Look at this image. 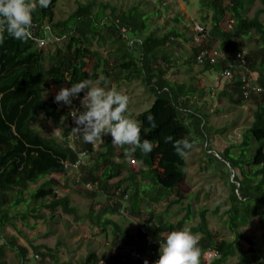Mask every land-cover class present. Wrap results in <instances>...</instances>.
Returning a JSON list of instances; mask_svg holds the SVG:
<instances>
[{"label":"trees","instance_id":"obj_1","mask_svg":"<svg viewBox=\"0 0 264 264\" xmlns=\"http://www.w3.org/2000/svg\"><path fill=\"white\" fill-rule=\"evenodd\" d=\"M257 1L263 7L250 18L248 11ZM57 5L58 0H51L47 8L37 6L29 40L20 42L5 33L3 43H0V232L9 226L19 231L17 221L28 225L31 218L45 220L44 215H39L42 209L52 215L60 210L82 222L78 208L69 196L59 193L64 188L53 177L76 172L73 166L79 162V155L87 153L90 162L80 168L81 182L83 185H97L98 189L90 191L85 188L77 194L97 204L99 198H108L109 203L91 207L85 217L94 236L112 234V249L102 258L91 252L81 264H99L102 259L104 264H145L142 259L123 262L121 255H114L123 253L125 247L141 256L149 253L148 236L141 231L130 234L117 216L123 217L127 204L131 205L128 214L141 220L145 203L148 206L167 203L168 212L173 204L181 205L185 201L187 156L197 142L208 144L210 138L207 117L190 105L202 87L195 84V77L188 84L177 80L179 74L169 50H173L178 45L176 40L182 37L178 31L162 37L154 33L143 39L140 37L150 32L151 25L150 17L138 7L119 9L109 2L89 0L79 3L66 20L55 22ZM202 6V11L206 12L203 20L210 21L212 26L209 38L219 46L209 47V38L201 44L193 42L187 65L201 66L204 74H223L226 63L233 62L238 53H245L252 86L264 89V0H203ZM228 15L235 22L232 32L222 28ZM47 35L53 36L56 43H63L54 53L46 51L50 44L45 48L39 44ZM252 35L256 36L257 48L249 54L244 52L245 45L241 41ZM96 46L111 47L117 59L118 76L107 70V61L99 50H94ZM215 50L224 52L228 60L211 65L207 56L203 64L199 63L198 57L202 53L211 52L212 55ZM101 74L104 76L103 86L115 81L140 82L155 98L151 109L135 119L142 124L141 139L156 144L150 153L144 154L139 149L131 152L130 146H116L110 134L102 135V139L94 144L84 142L82 134L74 129L77 126L73 118L74 114L86 110L83 92L70 106L55 102L60 87H70L71 83L82 80L96 82ZM226 81L229 86L222 96L236 106L251 103L256 108L253 124L243 134L240 144L222 153L208 152L207 155V170L214 169L226 180L230 207L224 212L225 225L234 238L220 240L211 227L210 214L217 216L218 209L214 212L203 209L198 214L199 223L190 227L196 217L192 206L186 207L187 214L183 219L170 226L165 224V214L156 217L148 210L150 219L144 226L149 227L156 240H165V234L181 228L199 234L200 264H228L235 258L238 264H262L254 240L244 236L241 229L255 221L264 228V92L251 93L245 99V85L238 74L234 80ZM150 114L155 119V129L147 121ZM44 121L55 124L63 121V140L43 133L47 127ZM145 128L149 129L146 133ZM169 136L173 138L170 142L166 141ZM182 139L191 144L184 157L177 155L173 147L175 141ZM127 159L139 164L140 168L129 171ZM125 170L129 171V176L123 179ZM33 186L38 188L33 191ZM176 195L179 200H173ZM22 207H26V211ZM153 225L157 227L154 231L151 230ZM244 243L248 249L244 248ZM7 248L17 252L24 261L27 259V250L18 246V239L14 238L0 246V264H8ZM34 250L37 258L41 257L50 264H72L61 261V246L54 249L38 246ZM210 254L217 256L209 260Z\"/></svg>","mask_w":264,"mask_h":264},{"label":"rangeland","instance_id":"obj_2","mask_svg":"<svg viewBox=\"0 0 264 264\" xmlns=\"http://www.w3.org/2000/svg\"><path fill=\"white\" fill-rule=\"evenodd\" d=\"M89 0H58V5L55 10V22L66 20L78 7L79 3L87 2ZM99 2H109L113 6L120 7H138L145 15L150 17L151 29L148 34L141 35L143 39L147 35L154 33L158 37L170 34L174 30L178 31L182 37L177 39L178 45L174 46L173 50H169L174 62L176 63V72L179 76L177 80L180 82L189 83L190 78H197L195 84H199L201 91L193 96L190 105L199 112L203 113L207 117V129L209 133L208 144L197 142L195 148L187 156L188 165V190L186 199L183 204H173L170 211L167 212L166 204L161 205H147L142 206L141 220L136 217H131L128 214L130 204H127V209L124 215L117 216V220H120V224L130 232L132 235H136L142 226L150 219L148 210L153 211L156 217H160L161 214H165V224L170 226L176 224L179 220L183 219L187 214V206H192L193 212L196 217L189 224L195 226L199 223V212L203 209H209L212 212L219 210V214L216 216L213 213L210 214V223L214 231L217 232L220 240H232L234 235L227 229L225 225V215L229 207V190L226 185V180L222 175H218L213 169L208 171V152L209 154L222 153L227 148L238 145L242 141V136L245 131L251 128L254 118L253 112L255 107L251 103H247L244 107H239L233 104L222 93L228 89L229 82L224 74H204L202 73L201 66L187 65L192 47L194 46V26H204L209 31L212 29L210 21L205 22L203 16L206 12L202 11L203 0H97ZM165 6V4H168ZM260 1L255 3V6L249 9L248 16L253 18L256 12L262 9ZM212 16V14L210 15ZM179 20V21H178ZM264 22V15L262 16ZM227 20L224 22V27ZM195 23V24H194ZM50 28V25H48ZM256 36L252 35L251 38L241 41L245 45L244 52L251 53L250 51L257 48L255 41ZM210 39V38H209ZM175 41V40H174ZM46 51L54 53L59 47H62V42H55L50 44ZM217 42L215 40L209 41V47L217 48ZM94 50H99L102 56L107 61V70L112 71L114 76H118L119 70L116 68L117 59L111 51L110 46L99 47L96 46ZM104 76L101 74L96 82H92L94 86L105 87L110 90L116 88L129 97V111L133 119H136L142 112L151 109L154 103V97L151 96L147 90L142 86L140 82L127 83L126 81H118L102 85ZM230 80V79H229ZM232 81V80H230ZM223 83L222 88H219ZM210 90V92H207ZM72 119V114H71ZM45 120V119H44ZM47 123V127L43 133L48 136L63 140V121L62 124H55L53 121H44ZM65 122V120H64ZM62 125V126H60ZM100 143V142H99ZM116 145V144H115ZM99 146V144H98ZM117 146V145H116ZM208 147L211 148L208 151ZM120 153V151H117ZM90 162V159L86 161ZM129 171L138 170L139 164L133 160L127 159L126 161ZM219 167V166H217ZM129 171L125 170L123 179L129 176ZM64 189L59 191L64 196H69L72 203L79 210V215L83 221L79 222L75 217L65 215L62 211H57L55 215L46 209H42L39 215H44L45 220H36L31 218L28 225L23 224L21 221H17L16 225L19 231L15 227L9 226L5 230L0 232V246L7 244L12 239H18V246L27 250V259L24 261L18 253L11 249H6L8 264H50L49 262L42 261V258H37L35 254V247L47 246L49 248H56L61 246L60 258L62 262L81 264L87 259L91 252H95L100 258L109 254L112 249V234L107 236L96 237L93 234L92 226L89 220L85 217L89 214L91 207H98L102 204L109 203L107 197H102L97 200V203L89 199H85L77 194V191H84L85 187L81 182L82 175L80 172H69L67 175H55L53 177ZM117 182V181H115ZM38 186H33L32 190L35 191ZM190 189V190H189ZM114 191V190H113ZM112 191V192H113ZM173 200H179L176 195L172 197ZM126 207V206H125ZM22 210L26 211V207H22ZM33 215V214H32ZM31 215V216H32ZM30 216V215H29ZM53 216V219H50ZM151 230L156 229V225L151 226ZM241 233L244 236H248L254 240L255 248L258 250L264 264V228L255 221L251 226L241 229ZM167 237L168 234H165ZM162 237V238H164ZM244 248L248 249L247 243H244ZM130 247H125L123 253L116 252L114 255H121L123 262H134L140 259H136L131 256ZM130 256H128V255ZM131 258V259H130ZM215 258V257H214ZM212 256H208L209 260L214 259ZM143 260V259H142ZM99 264H104L102 261ZM207 264H210L207 262ZM228 264H238V259H232Z\"/></svg>","mask_w":264,"mask_h":264},{"label":"clouds","instance_id":"obj_3","mask_svg":"<svg viewBox=\"0 0 264 264\" xmlns=\"http://www.w3.org/2000/svg\"><path fill=\"white\" fill-rule=\"evenodd\" d=\"M51 0H0V43L4 34L8 37L26 42L32 38L33 13L37 6L47 8ZM84 93L83 101L86 110L73 115L76 129L86 143L94 144L102 135L110 134L112 142L118 146H130V151L139 149L148 154L155 147L154 142L141 139V122L131 118L129 97L122 91L94 86L89 80L71 83L70 87H60L55 95V102L70 106L73 99ZM147 121L152 129L157 127L150 114ZM149 129L145 128L146 133ZM171 136L166 141H172ZM176 154L184 157L191 148L188 140L182 139L173 143ZM199 234L189 228H181L168 233L160 241L159 258L155 264H200L201 248ZM147 264V261L145 262Z\"/></svg>","mask_w":264,"mask_h":264},{"label":"built area","instance_id":"obj_4","mask_svg":"<svg viewBox=\"0 0 264 264\" xmlns=\"http://www.w3.org/2000/svg\"><path fill=\"white\" fill-rule=\"evenodd\" d=\"M169 4V3H168ZM227 20L226 25L227 28L224 27V22L222 23V28L224 31L226 32H232L234 30V20L232 19V17L230 15H228V17L225 19ZM195 24V23H194ZM194 42L196 44H201L203 42V40L208 39L209 38V31L206 29V27L204 26H199V24H196L194 26ZM56 39L51 36V35H47V38L45 40L39 41L40 46L43 48H45L46 46H48L49 44L55 43ZM245 53H238L236 55V59H233L234 61L226 63V70L223 72L224 77L230 80H234L236 75L238 74L242 80V83L245 85L244 86V97L245 99H248L250 97L251 93L257 92V93H263L264 89L259 88V87H254L252 86V80H251V74H250V70H249V65L245 59ZM208 56V60L211 62V65H217L218 63H220L221 61H227L228 58L226 56V54L222 51H217L215 50V53L211 55V52H206V53H202L199 57H198V61L200 64H203L206 57ZM225 63V62H224ZM247 87H249V89H246ZM90 159L89 155L87 153H81L79 155V162L76 163L73 166V170H76V172H80V168L83 165H88V163L86 161H88ZM68 168V166H67ZM84 187L87 190L90 191H94L96 189H98L97 185H93L91 183L89 184H84ZM141 232H143L144 235L148 236L147 240H148V246H149V253L145 256H141L139 255V253L135 250L130 249V253L131 256L136 258V259H143L149 263H154L158 260L159 258V249H160V241L164 240V239H154L151 236V233L149 231V227L147 226H142V228L140 229ZM124 250V249H123ZM122 250V252H123ZM128 255V254H126ZM130 256V255H128ZM209 256H212L213 258L217 256V254H210Z\"/></svg>","mask_w":264,"mask_h":264},{"label":"crops","instance_id":"obj_5","mask_svg":"<svg viewBox=\"0 0 264 264\" xmlns=\"http://www.w3.org/2000/svg\"><path fill=\"white\" fill-rule=\"evenodd\" d=\"M220 77V75L218 74V75H216V78L218 79ZM191 79V78H190ZM189 79V80H190ZM222 85H223V83L220 85V87L219 88H222ZM207 92H210V90H207Z\"/></svg>","mask_w":264,"mask_h":264}]
</instances>
